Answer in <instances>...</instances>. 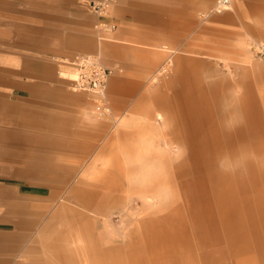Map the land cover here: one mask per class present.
Segmentation results:
<instances>
[{
	"label": "rangeland",
	"instance_id": "rangeland-1",
	"mask_svg": "<svg viewBox=\"0 0 264 264\" xmlns=\"http://www.w3.org/2000/svg\"><path fill=\"white\" fill-rule=\"evenodd\" d=\"M116 1L108 8L110 22ZM172 2L177 28L186 30L181 42L178 36L168 46L177 51L174 59L183 57L179 65L187 73L179 79L171 70L156 74L167 54L163 43L132 54L123 47L136 44L121 42L110 35L112 31L96 40L92 30L91 48L72 54L97 53L111 71L106 113L99 114L89 92L73 89V77L64 74L70 68L61 66L60 74L56 73L57 62L46 56L52 53L50 44L43 67L53 74H45L44 89L29 92L33 95L23 100L12 99L10 121L1 106L0 186L11 190L4 199L0 196V233L13 229L8 223L11 219L31 224L27 241L21 242V256L0 250V264H62L58 253L52 252L63 234L69 238L75 264H231V258L248 256L243 238V190L252 184L254 189L259 171L244 160L259 158L229 156L223 138L218 154L203 155L202 169L176 172L174 164L184 160L186 152L167 153L162 140L172 135H217L220 128L256 120L264 125V60L250 48L264 42V37L247 35L244 28L229 25L239 21L235 0L220 12L213 11L216 0ZM179 4H187V12L180 11ZM251 11L255 17L249 19L264 26V5ZM181 13L180 20L176 15ZM198 35H202L200 43L196 42ZM243 52L249 55L248 66L242 63ZM117 76L122 83L115 87L111 79ZM248 91L251 99H245ZM37 94L44 97V103L37 104ZM157 112L163 113V120L156 121ZM36 163L47 170L32 172L29 168ZM112 166L120 201L109 220L87 212L90 220L97 221L95 229L88 227L91 223L78 229L72 219L54 221L61 204H65V214L77 207L74 193L92 200L93 205L106 199L105 181ZM24 170L34 181L45 183H27V175L12 177ZM197 225L207 240L204 246L198 243ZM170 230L175 235L173 243ZM186 231L189 246L185 250Z\"/></svg>",
	"mask_w": 264,
	"mask_h": 264
},
{
	"label": "crops",
	"instance_id": "crops-1",
	"mask_svg": "<svg viewBox=\"0 0 264 264\" xmlns=\"http://www.w3.org/2000/svg\"><path fill=\"white\" fill-rule=\"evenodd\" d=\"M92 0H0V111L4 105V116L8 120L12 117V99L19 97V100L26 99L32 96V91L44 89V76L50 75L52 72L44 70V54L50 46L52 53L47 54L52 63L55 61L58 64L56 73L60 74L61 66L70 68L69 71H64L65 75L72 76L73 80L76 77L74 67L70 66L65 60L71 58L80 50H89L91 48L92 30L94 37L98 39V35H103L104 32H98L96 24L99 18L93 13L90 2ZM239 15V21L234 20V28H244L247 35L254 37H264V26L255 25L253 20L255 14L251 9H260L262 2H251L250 0H235ZM231 5V4H230ZM251 5V7H250ZM176 7L172 0H117L112 5L110 16L116 24V28L110 35L124 43L136 44L134 47L124 46L123 49L132 54L147 52L155 46L156 43H163L164 51L167 53L163 64L156 74L166 73L168 70L174 74L175 78H180L181 74L187 72L181 70L179 62L183 57L181 55L173 58V54L177 53L176 49L169 48L178 36L183 37L184 29L177 28L178 18L173 17ZM180 11L187 12V4H179ZM251 11V12H249ZM176 15V14H175ZM183 18V14L176 15ZM108 20V19H107ZM110 21V20H108ZM238 33V32H237ZM202 35L197 36V43H200ZM180 42L182 41L179 40ZM48 42V43H47ZM46 43V44H45ZM50 44V46L48 45ZM143 44V45H141ZM141 45V46H140ZM69 54H72L69 56ZM82 55H97V53H75ZM242 63L248 66L249 55L246 52L242 53ZM131 69V68H129ZM53 74V73H52ZM72 80V83H73ZM122 78L119 76L111 79L113 86L121 85ZM115 86V87H116ZM43 93H41L42 95ZM37 94L36 100L38 103H44V97ZM251 91H248L246 98L251 99ZM57 100V99H53ZM181 106L188 105L180 103ZM242 106L244 103L242 102ZM164 107L167 108V100ZM254 110V109H253ZM232 112V111H231ZM248 114V109L245 110ZM27 115L24 108L23 114ZM168 114V113H167ZM246 114V115H247ZM25 116H23L24 118ZM162 112H157L156 121L163 120ZM256 120L254 123H246L243 126L233 128H220V133L217 135H202V136H176L172 135L164 137L162 140L163 147L167 153L172 151H184L186 157L184 160L174 164L176 172H188L202 169V159L205 154H218L221 147V139H227L228 154L231 155H249L259 158L244 160V164H250L252 169L259 171V177H256L254 189L253 184L245 185L243 190L244 205H243V238L245 240L246 253L243 259L231 258V264H264V125ZM222 132V133H221ZM111 163L112 158L110 159ZM108 161V162H110ZM29 168V167H28ZM111 173L108 172L105 181L106 199H102L95 203L92 200H86L79 196V193H74L77 207L70 208L71 214L62 213L65 204H61L59 212L54 214V221L59 219H72L78 229L88 227L95 229L96 219H89L87 212L96 215H104L109 220V215L117 208L120 196L117 191V178L115 176V167H109ZM32 172L45 171V166H39L37 163L29 168ZM26 176L27 183L42 185L44 181H34V176L25 170L12 177ZM28 176H31L28 178ZM37 176V175H35ZM178 176V175H177ZM39 177V176H38ZM51 187L54 186L49 184ZM57 186V184H55ZM76 187V186H75ZM18 188V187H17ZM77 189V188H76ZM11 188L0 186L1 198L7 197ZM77 195V196H76ZM151 199L148 198V201ZM76 208V209H75ZM153 220V219H151ZM67 221V222H68ZM52 222V220H51ZM12 230L6 233H0V250L9 252L12 256H21L23 246L21 242L27 241V229L31 222H24L21 218L9 220ZM53 223V222H52ZM70 225V224H69ZM104 231V230H103ZM171 231V230H170ZM172 232V231H171ZM187 232V231H186ZM198 243L201 246L205 245L203 238V229L196 226ZM162 236V231L158 234ZM188 232L185 238V250L189 246ZM215 235V233H214ZM222 236V233H221ZM173 237V238H172ZM171 243L175 240V235L172 232ZM222 239V238H221ZM219 240L220 243L223 240ZM68 236L63 234L59 242L55 243L53 248L54 255L62 264H75L72 248L68 243ZM224 243V242H223ZM253 253V254H252ZM256 255L254 258L252 255ZM201 254V262L202 261ZM248 257V258H247ZM10 264L11 262H3ZM204 263V262H203ZM16 264H32V263H16ZM208 264V262L206 263Z\"/></svg>",
	"mask_w": 264,
	"mask_h": 264
},
{
	"label": "built area",
	"instance_id": "built-area-1",
	"mask_svg": "<svg viewBox=\"0 0 264 264\" xmlns=\"http://www.w3.org/2000/svg\"><path fill=\"white\" fill-rule=\"evenodd\" d=\"M113 1L92 0L90 2L93 13L99 18L95 26L98 32L113 31L116 28L115 23L106 19L109 5ZM230 4L231 0H216L213 11L220 12L228 9ZM98 39L102 40L103 35H98ZM250 48L255 56L264 60V42L252 44ZM66 62L76 71V77L72 83L73 89L89 92L95 99V108L100 112L99 114L106 113L108 110L105 106L106 89L111 71L102 65L98 55L76 54Z\"/></svg>",
	"mask_w": 264,
	"mask_h": 264
}]
</instances>
